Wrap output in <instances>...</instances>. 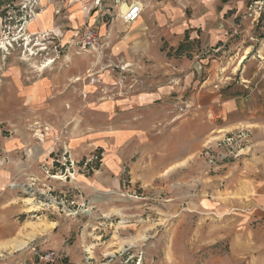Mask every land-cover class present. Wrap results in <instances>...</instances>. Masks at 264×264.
I'll list each match as a JSON object with an SVG mask.
<instances>
[{"label": "rangeland", "instance_id": "obj_1", "mask_svg": "<svg viewBox=\"0 0 264 264\" xmlns=\"http://www.w3.org/2000/svg\"><path fill=\"white\" fill-rule=\"evenodd\" d=\"M46 2L0 0V264L28 261L33 248L54 250L58 261L66 264H256L257 252L244 236L238 208L247 198L248 178L259 171L264 156V124L215 129L198 140L200 147L190 158L166 165L159 153L153 154L158 138L128 144L123 148L121 187L88 195L82 179L99 174L108 152L97 142L78 150L74 138L113 131L115 120L92 114L97 102L86 101L150 93L156 82L172 85L166 110L151 115L161 117L166 111V124L156 127H166L167 151L177 154L178 145H189L190 133L199 127L188 124L196 91L179 90L181 47L174 52L169 43L163 44L166 65L153 71V60L132 63L101 36L100 50L78 47L89 26L68 43L62 42L59 31L31 34L36 21L46 18V14L38 18ZM94 3L99 5L100 0ZM122 15L120 11L115 20L124 23ZM191 54L193 71H202L201 64L195 67L200 58ZM262 62L249 59L235 71L238 59L229 60V71L213 82V90L224 99L237 94L240 102H253L252 113L264 122ZM59 71L69 72V86L84 102H46L43 108L22 102L19 82L32 83ZM163 71L165 76L155 73ZM80 85L93 86V97L79 92ZM123 127L131 126L124 122ZM12 139L23 147L8 151L6 143ZM25 199L32 204H25ZM32 206L37 210L27 212ZM70 211L73 215L68 216ZM34 222L57 226L37 235L21 251L7 247L31 232L25 227ZM61 231L66 245L76 243L78 263H71L61 249Z\"/></svg>", "mask_w": 264, "mask_h": 264}, {"label": "crops", "instance_id": "obj_2", "mask_svg": "<svg viewBox=\"0 0 264 264\" xmlns=\"http://www.w3.org/2000/svg\"><path fill=\"white\" fill-rule=\"evenodd\" d=\"M124 3L143 5L142 16L131 25L114 18L116 14L119 15ZM41 5L43 9L38 16L46 14V18L36 21V30L31 31V34L59 31L62 42L68 43L77 31L89 26L104 41L113 44L115 53H125L132 63L140 59L153 60L156 65L153 71L162 67L164 62L166 65L167 52L161 49L163 44L169 43L174 52L175 48L181 47L184 56L180 59L179 75L183 82L179 90L196 91L190 104L193 117H188V124H198L199 127L190 133L193 140L189 145H178L177 154L167 151L166 127H156L166 124V111L161 117L151 115L154 110H166V102H169L166 101V94L173 90L172 85L166 87V83L156 82L150 93L125 99L101 97L97 101H86L97 102L93 103L92 114L104 121L115 120L113 131L105 130L92 136L74 138V146L78 150H84L87 143L97 142L104 145L101 147L108 152L99 174L82 179L88 195L121 187L125 156L123 148L128 144L136 146L143 144L144 140L158 138L154 144L158 147L153 154L159 153L162 164L166 165L176 163L177 159L190 158L200 147L198 140L215 129L228 131L243 123L256 126L264 124L252 113L253 102H240V95L237 94L232 99H224L213 90V82L229 69V60L237 58L239 64L240 59L245 57L241 65H236L235 71L239 67L241 69L249 59L261 58L264 61V0H100L99 5L94 0H84L83 3L76 0H47ZM193 52L195 57L200 58L201 63L195 62V67L201 64L200 72H194L193 64L188 61L192 59ZM68 73L59 71L39 77L32 83L19 82L18 96L22 102H29L36 108H43L46 102H84L74 96L75 87L70 88ZM155 73L166 75V71ZM86 87L83 89L80 85L79 92L83 90L84 94L89 93L92 98L94 87ZM78 96L81 98L80 94ZM56 119L58 124L63 122L59 117ZM124 122L131 127H123ZM22 145L20 140L12 139L6 143V149L13 151ZM248 182L244 188L247 198L238 209L245 227L244 236L249 246L257 252L254 261L264 264V156L260 158L259 171L253 175L251 173ZM61 232V249L66 252L71 263H78L79 258L74 249L76 243L74 246L66 245L65 232Z\"/></svg>", "mask_w": 264, "mask_h": 264}, {"label": "built area", "instance_id": "obj_3", "mask_svg": "<svg viewBox=\"0 0 264 264\" xmlns=\"http://www.w3.org/2000/svg\"><path fill=\"white\" fill-rule=\"evenodd\" d=\"M99 3V2H98ZM143 13V7L139 3H132L128 6L126 12L122 15V20L126 24H133L140 19ZM31 19V18H29ZM78 47L82 49L100 50L104 44L102 38L98 35L95 29L87 28L82 36L77 41ZM12 187L14 185H11ZM69 211V210H66ZM73 215V212H68V216ZM19 264H66L63 261H58L57 253L54 250H39L33 248L32 258L28 261Z\"/></svg>", "mask_w": 264, "mask_h": 264}, {"label": "bare ground", "instance_id": "obj_4", "mask_svg": "<svg viewBox=\"0 0 264 264\" xmlns=\"http://www.w3.org/2000/svg\"><path fill=\"white\" fill-rule=\"evenodd\" d=\"M127 8H128L127 4H125V3L122 4V6L120 7L121 14H124L126 12ZM38 18H41V16H39ZM244 60H245V57L241 58L239 61V65H241L244 62ZM30 200L25 199L24 200L25 204L31 205L32 202ZM26 210H27V212H34L37 209H36V207L32 206ZM56 225H57V223H54V222H51V223H46V222L29 223L27 225V227H25V231L29 232L31 230V232H29L28 234H25V235L22 234L21 235V237H23L22 239H18L16 241L10 243L9 245H7V247L9 246L11 249H13L15 251H21V250L25 249L28 246L29 241H32L38 234H42L44 232H47L49 229L54 228Z\"/></svg>", "mask_w": 264, "mask_h": 264}]
</instances>
